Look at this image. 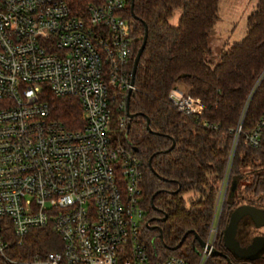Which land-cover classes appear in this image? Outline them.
<instances>
[{"label": "built area", "instance_id": "1", "mask_svg": "<svg viewBox=\"0 0 264 264\" xmlns=\"http://www.w3.org/2000/svg\"><path fill=\"white\" fill-rule=\"evenodd\" d=\"M130 0H0V255L50 225L55 248L21 264H212L234 151L242 137L264 153V110L232 129L204 244L193 263L162 254L144 232L142 164L126 140L128 68L135 40L123 16ZM78 98L83 125L68 129L42 98ZM130 95V94H129ZM173 108L197 117L198 97L173 86ZM114 121L116 129L111 124ZM204 126H215L203 122Z\"/></svg>", "mask_w": 264, "mask_h": 264}, {"label": "trees", "instance_id": "2", "mask_svg": "<svg viewBox=\"0 0 264 264\" xmlns=\"http://www.w3.org/2000/svg\"><path fill=\"white\" fill-rule=\"evenodd\" d=\"M89 1L70 0L73 12L85 14ZM130 3L123 12L135 37L130 70L145 27L147 31L133 77L135 89L128 97V110L135 115L124 137L136 148L142 164L140 185L147 223L143 230L162 254L180 253L193 263L198 243L192 232L202 240L206 237L232 129L241 116L242 130L250 129L264 110V0L254 1L245 18L243 37L222 43L216 51L210 40L219 19V0H133V14ZM176 9L179 16L176 24H171ZM176 85L200 99L203 108L197 117L172 107L168 94ZM42 98L49 104L52 117L66 128L83 125L77 97H55L44 87ZM262 137L264 141V130ZM246 167L252 171L243 187L264 194V153L241 137L232 158L230 179L240 176ZM225 204L224 200L215 247L229 260L213 256L212 264H239L240 260L223 247L219 233L227 220ZM187 231L192 232L182 239ZM180 240L178 248H171ZM57 243L50 225L34 228L20 244L9 246L8 259L0 255V264H21L34 252L53 249ZM248 262L264 264V258Z\"/></svg>", "mask_w": 264, "mask_h": 264}, {"label": "water", "instance_id": "3", "mask_svg": "<svg viewBox=\"0 0 264 264\" xmlns=\"http://www.w3.org/2000/svg\"><path fill=\"white\" fill-rule=\"evenodd\" d=\"M132 1L130 3V10L132 12ZM147 31L146 27L142 36V41L138 47L132 62L130 82H133V77L137 68L139 58L141 56L142 50L146 42ZM130 94V89L127 91L126 100V115L128 117L127 127H129V120L135 115V113H130L128 110V97ZM146 124L148 127V118L146 117ZM134 150L136 148L134 147ZM239 175H233L229 181L228 191L225 198V202L229 205L233 204L234 198L236 197V192L242 185L239 180ZM165 219V214L161 220ZM147 224V223H145ZM159 230V237H161V230L157 226H153ZM264 227V209L257 208L250 204H239L237 206L229 208L227 211V220L222 229L220 230L222 245L227 252H229L236 260L243 261L239 264H249L248 261L261 258L264 256V235L261 230ZM252 228L257 232L255 235L251 234ZM192 231H187L182 236ZM194 238L198 241L200 245L204 244V241L192 232ZM181 241H179L175 246L171 247L176 249L180 246ZM213 256L226 257V255L217 250L216 248L212 251ZM227 260H229L227 258Z\"/></svg>", "mask_w": 264, "mask_h": 264}, {"label": "rangeland", "instance_id": "4", "mask_svg": "<svg viewBox=\"0 0 264 264\" xmlns=\"http://www.w3.org/2000/svg\"><path fill=\"white\" fill-rule=\"evenodd\" d=\"M255 0H219V19L211 31V47L216 51L222 43L229 44L232 41L240 40L245 32V18L253 9ZM179 10L174 11L170 18L171 24H176ZM226 44V46H227ZM181 85V83H180ZM111 126L116 129L114 121ZM249 168H242L239 180L241 184L248 182Z\"/></svg>", "mask_w": 264, "mask_h": 264}, {"label": "flooded vegetation", "instance_id": "5", "mask_svg": "<svg viewBox=\"0 0 264 264\" xmlns=\"http://www.w3.org/2000/svg\"><path fill=\"white\" fill-rule=\"evenodd\" d=\"M250 171H252V170L250 169ZM250 171H249V173H250ZM249 175H248V177H249ZM261 178L264 179V175L261 176ZM243 185H241L239 187L238 191L236 192V197L234 198L233 204H231V205H229L227 203L225 204L226 211L229 210V208L237 206L239 204H250V205L255 206L257 208L264 209V194L263 193H253L252 191H248L246 188L243 187ZM153 226H155V224ZM261 232L264 235V227L261 230ZM256 233L257 232L255 231V229L252 228L251 234L255 235ZM263 258H264V256H263ZM240 263H243V261H240Z\"/></svg>", "mask_w": 264, "mask_h": 264}]
</instances>
